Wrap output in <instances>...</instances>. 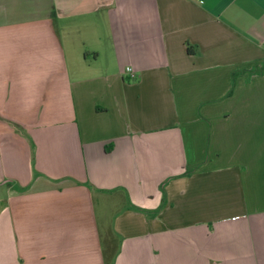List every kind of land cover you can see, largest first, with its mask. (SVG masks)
I'll use <instances>...</instances> for the list:
<instances>
[{"label":"crops","instance_id":"crops-1","mask_svg":"<svg viewBox=\"0 0 264 264\" xmlns=\"http://www.w3.org/2000/svg\"><path fill=\"white\" fill-rule=\"evenodd\" d=\"M98 13L119 65L70 70ZM112 244V264H264V0H0V264Z\"/></svg>","mask_w":264,"mask_h":264},{"label":"rangeland","instance_id":"rangeland-1","mask_svg":"<svg viewBox=\"0 0 264 264\" xmlns=\"http://www.w3.org/2000/svg\"><path fill=\"white\" fill-rule=\"evenodd\" d=\"M90 18L91 20L89 21ZM76 20H79V22L82 24V29L76 30L75 28H71V37L67 38L66 40L67 46H65V50L68 63L67 66H69V69H74L73 66H70L72 65V63L70 64V61L75 60L76 62L77 60L79 61V59H81L80 61L83 64V68H86V64L92 61L94 68L98 70V72H112L116 70L119 62L111 52L112 47L107 45L106 38H109L108 33L110 31L105 19L102 17V14L98 13L96 15L92 14L89 16L83 15L81 17L79 16ZM94 50L99 54L96 61H94L92 58V51ZM84 53L87 55L86 58H88L86 61H83L82 59ZM78 71L79 70L77 69L76 72ZM81 72L84 73L85 71ZM131 78L133 79V77ZM114 201L117 203L116 199ZM119 207L120 205L115 204L114 207H110L108 211L109 213L110 210L116 212ZM99 224L101 226V233H106L107 226H104L103 220L99 219Z\"/></svg>","mask_w":264,"mask_h":264},{"label":"trees","instance_id":"trees-1","mask_svg":"<svg viewBox=\"0 0 264 264\" xmlns=\"http://www.w3.org/2000/svg\"><path fill=\"white\" fill-rule=\"evenodd\" d=\"M116 252V245L112 244L108 249H104L103 251V259H104V264H112L113 258L115 256Z\"/></svg>","mask_w":264,"mask_h":264},{"label":"built area","instance_id":"built-area-1","mask_svg":"<svg viewBox=\"0 0 264 264\" xmlns=\"http://www.w3.org/2000/svg\"><path fill=\"white\" fill-rule=\"evenodd\" d=\"M125 70L130 74V77L134 76L133 70H132V68L130 66H126Z\"/></svg>","mask_w":264,"mask_h":264}]
</instances>
